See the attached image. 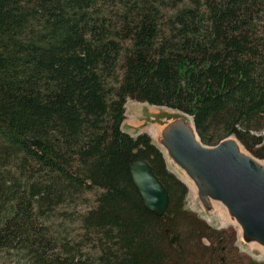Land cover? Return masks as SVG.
I'll use <instances>...</instances> for the list:
<instances>
[{
	"label": "trees",
	"instance_id": "trees-1",
	"mask_svg": "<svg viewBox=\"0 0 264 264\" xmlns=\"http://www.w3.org/2000/svg\"><path fill=\"white\" fill-rule=\"evenodd\" d=\"M129 100L264 160V0H0V264H77L46 226L88 193L94 264H183L189 191L150 135L124 133ZM139 161L169 194L164 217L132 181Z\"/></svg>",
	"mask_w": 264,
	"mask_h": 264
},
{
	"label": "rangeland",
	"instance_id": "rangeland-1",
	"mask_svg": "<svg viewBox=\"0 0 264 264\" xmlns=\"http://www.w3.org/2000/svg\"><path fill=\"white\" fill-rule=\"evenodd\" d=\"M180 120L186 124L192 121L190 117L178 111L129 100L126 105V121L122 129L124 133L134 138L143 133L150 135L154 144L163 153L168 171L188 188L186 210L189 224L179 234L173 236L175 247L182 253L181 262L183 264L264 262V249L256 243H247L244 240L238 223L222 204L211 201L209 205H205L200 198L197 185L169 156L164 147L163 134L167 128ZM240 147L243 153L264 166V160L255 158L243 146ZM96 195L97 193H88L83 204L63 207L58 212L59 214L66 212L68 217L63 219L59 215L46 226L49 229L47 240H67L75 253L80 255L75 261L77 264H94L96 261L97 245H92L85 239L77 219L80 213L96 206ZM56 252L65 254L58 245ZM22 258L20 253H16L12 258V264H33L29 259ZM215 259L220 262L211 263Z\"/></svg>",
	"mask_w": 264,
	"mask_h": 264
},
{
	"label": "water",
	"instance_id": "water-1",
	"mask_svg": "<svg viewBox=\"0 0 264 264\" xmlns=\"http://www.w3.org/2000/svg\"><path fill=\"white\" fill-rule=\"evenodd\" d=\"M194 129L196 132L195 126ZM196 135L198 139L185 121L180 120L165 130L164 147L197 185L205 205L211 201L222 204L238 223L244 240L264 248V166L241 152L239 142L233 138L211 148L202 144L197 132ZM30 142L42 147L35 140ZM130 175L145 208L164 217L169 194L150 164L136 162L130 168Z\"/></svg>",
	"mask_w": 264,
	"mask_h": 264
},
{
	"label": "bare ground",
	"instance_id": "bare-ground-1",
	"mask_svg": "<svg viewBox=\"0 0 264 264\" xmlns=\"http://www.w3.org/2000/svg\"><path fill=\"white\" fill-rule=\"evenodd\" d=\"M191 119V118H190ZM192 120V119H191ZM188 127H189V130L195 135V137L198 139L197 135H196V132H195V129H194V123H193V120L191 122H189V124H187ZM242 152V150H241ZM258 245V244H256ZM260 248L264 249L263 247H261L260 245H258Z\"/></svg>",
	"mask_w": 264,
	"mask_h": 264
},
{
	"label": "crops",
	"instance_id": "crops-1",
	"mask_svg": "<svg viewBox=\"0 0 264 264\" xmlns=\"http://www.w3.org/2000/svg\"><path fill=\"white\" fill-rule=\"evenodd\" d=\"M124 125V124H123Z\"/></svg>",
	"mask_w": 264,
	"mask_h": 264
}]
</instances>
